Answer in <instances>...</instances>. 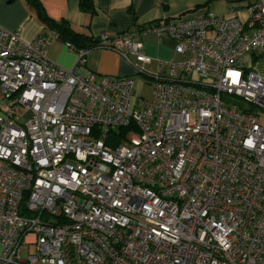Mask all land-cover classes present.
<instances>
[{
  "label": "built area",
  "instance_id": "obj_1",
  "mask_svg": "<svg viewBox=\"0 0 264 264\" xmlns=\"http://www.w3.org/2000/svg\"><path fill=\"white\" fill-rule=\"evenodd\" d=\"M248 12L100 33L126 76L0 26V264H264V76L242 62L264 53V0ZM150 34L185 59L148 74Z\"/></svg>",
  "mask_w": 264,
  "mask_h": 264
},
{
  "label": "crops",
  "instance_id": "obj_2",
  "mask_svg": "<svg viewBox=\"0 0 264 264\" xmlns=\"http://www.w3.org/2000/svg\"><path fill=\"white\" fill-rule=\"evenodd\" d=\"M38 1L50 18L56 21L65 19L74 30L98 36L102 32L111 35L136 30L165 18L197 17L207 11L227 17L236 16L246 22L249 19L248 7L255 0H92L93 14L80 10L78 0ZM0 26L20 32L26 42L34 40L39 34L47 35V54L52 61L68 69L76 63L77 54L53 35L52 29L41 21L34 6L27 0H0ZM143 43L146 54L154 61L174 60L176 52L155 35L144 36ZM242 62L264 76V53L255 51L245 54ZM85 67L100 75L126 76L134 73L132 66L119 54L100 48L87 52Z\"/></svg>",
  "mask_w": 264,
  "mask_h": 264
},
{
  "label": "trees",
  "instance_id": "obj_3",
  "mask_svg": "<svg viewBox=\"0 0 264 264\" xmlns=\"http://www.w3.org/2000/svg\"><path fill=\"white\" fill-rule=\"evenodd\" d=\"M32 6H34L37 15L41 21L50 27L54 32L55 36L65 42L72 49H93L98 42V36H91L85 33L74 30L67 20L62 19L56 21L50 18L42 8L38 0H27ZM78 6L80 10L93 14L95 12L92 0H78ZM166 19V18H165ZM168 19V18H167ZM136 131L135 125L130 124L127 127H121L117 129H111L109 131V137L111 140L117 141L120 138L126 137L131 132Z\"/></svg>",
  "mask_w": 264,
  "mask_h": 264
},
{
  "label": "rangeland",
  "instance_id": "obj_4",
  "mask_svg": "<svg viewBox=\"0 0 264 264\" xmlns=\"http://www.w3.org/2000/svg\"><path fill=\"white\" fill-rule=\"evenodd\" d=\"M185 59L184 55H181L179 53H176L174 56V60L179 62ZM135 62V61H134ZM140 67H142V69H144V71H146L148 74H154L157 70V65H156V61H153L150 64L144 65L142 66L141 64H139ZM136 81H135V92L136 94L142 95L145 99L149 98L150 95V85L147 82V76L144 74H135L134 75ZM263 116V123H264V113L262 114ZM34 247L33 245L31 246H24L21 248V254L22 257L26 256L27 251H33Z\"/></svg>",
  "mask_w": 264,
  "mask_h": 264
}]
</instances>
